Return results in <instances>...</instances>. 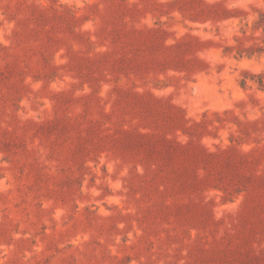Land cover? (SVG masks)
<instances>
[{"label":"rangeland","instance_id":"374dc122","mask_svg":"<svg viewBox=\"0 0 264 264\" xmlns=\"http://www.w3.org/2000/svg\"><path fill=\"white\" fill-rule=\"evenodd\" d=\"M0 264H264V0H0Z\"/></svg>","mask_w":264,"mask_h":264}]
</instances>
